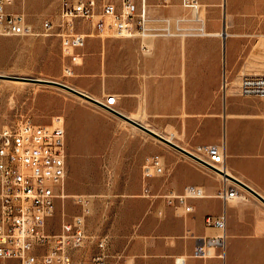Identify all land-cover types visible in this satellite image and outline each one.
Here are the masks:
<instances>
[{
    "label": "crops",
    "instance_id": "1",
    "mask_svg": "<svg viewBox=\"0 0 264 264\" xmlns=\"http://www.w3.org/2000/svg\"><path fill=\"white\" fill-rule=\"evenodd\" d=\"M148 15L169 18L173 22L182 20L184 26L192 27V13L180 0H171L165 6L149 0ZM224 30L226 35L231 34ZM204 33L220 34L206 30ZM219 54L215 36L204 34L140 39L89 36L80 62L72 67L67 85L99 102L104 101V94L114 95L115 111L183 148L222 142L228 173L264 196L261 101L256 97H243L235 88L227 87L236 80H228L226 74L223 78V70L217 62ZM154 147L163 152L168 188L180 191L185 184H197L206 196L190 200L193 206L190 212L169 206L162 199L155 202L136 199L132 203V213L136 217L134 243L120 246L118 252L125 260L131 257L134 264H175L174 259L179 256L188 264L218 263L214 257L195 259L191 252L196 237L217 232L205 225L204 217L223 211V202L214 195L220 176L179 152L166 151L159 145ZM144 154L145 147L142 148V156ZM161 179L156 178L155 184ZM243 189L239 198L225 204V264H264L243 258L244 252L255 249L250 247L255 240L247 237L264 236V202Z\"/></svg>",
    "mask_w": 264,
    "mask_h": 264
},
{
    "label": "rangeland",
    "instance_id": "2",
    "mask_svg": "<svg viewBox=\"0 0 264 264\" xmlns=\"http://www.w3.org/2000/svg\"><path fill=\"white\" fill-rule=\"evenodd\" d=\"M59 1L13 0L8 9L23 12L32 33L0 35V75L69 82V76L63 72L60 38L55 29ZM200 15L206 32H220L204 35L217 39L220 47L217 62L223 70V78L226 74L228 80H236L234 84L229 83L228 88L231 86L238 91L243 73H264V0H201ZM45 19L51 20L53 26L45 29ZM198 23L192 21L190 24L194 27ZM223 28L231 33L224 39ZM223 83L222 89H225ZM113 113L54 85L0 77V129L15 127L23 120L47 125L55 116L63 118L66 144L64 193L92 195V207L86 219L87 238L74 253L75 264L77 261L89 263L96 250V239L101 235L108 237L105 264H134L131 257L125 260L118 252L120 246L134 243L136 217L132 213V203L136 199L161 200L140 196L142 165L153 153L162 156V150L155 145L178 153L172 146ZM137 119L145 120L144 117ZM143 147L145 154L142 156ZM166 177L167 172L158 177L162 179L158 184L154 182L155 188H168ZM219 178L220 186L222 178ZM237 188L244 191V187ZM77 210L70 196L57 200L48 230L58 232L64 214L69 216ZM247 238L255 240L250 246L255 249L244 252L243 258L264 262V236Z\"/></svg>",
    "mask_w": 264,
    "mask_h": 264
},
{
    "label": "built area",
    "instance_id": "3",
    "mask_svg": "<svg viewBox=\"0 0 264 264\" xmlns=\"http://www.w3.org/2000/svg\"><path fill=\"white\" fill-rule=\"evenodd\" d=\"M12 2L0 0V35L31 34L32 29L24 13L8 9ZM170 2L155 0L159 6ZM180 2L191 11L192 21L200 22L197 26L186 27L182 20L173 22L169 18H151L148 15L149 0H60L55 29L60 38L64 74L71 75L73 65L80 62L81 51L89 36L99 39L138 38L189 34L192 29L197 31L195 34H205V24L200 15L201 0ZM52 26L51 20L43 21L45 29ZM238 92L243 97L259 98L264 115V73H243ZM115 99L112 94L106 95L101 103L113 110ZM184 149L211 168L177 151L224 176L226 151L222 142L198 143ZM165 172L162 156L151 154L142 165L140 196L149 200L161 198L165 204L182 212L193 210L190 200L206 196L201 186L192 183L185 184L180 191L155 188L154 180ZM65 176V127L61 116H55L47 125L23 120L15 127L0 129V264H75L74 253L87 238L86 219L92 199L87 194H65ZM234 184L222 177L214 195L223 202V211L204 217L205 225L215 228L217 233L196 237L191 256L200 260L210 257L219 260L218 263L203 264H225V204L241 196ZM68 196L78 210L69 216L64 214L59 231L51 233L48 221L55 212L57 200ZM107 256L108 237L98 236L96 250L88 264H105ZM174 263L188 264L181 256L176 257ZM77 264L84 262L77 261Z\"/></svg>",
    "mask_w": 264,
    "mask_h": 264
},
{
    "label": "water",
    "instance_id": "4",
    "mask_svg": "<svg viewBox=\"0 0 264 264\" xmlns=\"http://www.w3.org/2000/svg\"><path fill=\"white\" fill-rule=\"evenodd\" d=\"M223 6H224V4H223ZM223 32H224V28H223V31H222V34H223L222 36H223V39H224V37H225L226 35H224ZM223 50H224V40H223ZM0 77H8V78H13V79H19V80H22V81L39 82V83H44V84L54 85V86H57V87L63 88V89H65V90L69 91V92H72V93H74V94H76V95H78V96H80V97H83V98H85V99H87V100H89V101H91V102H93V103H96V104H98V105H100V106H102V107H104V108H106V109H108V110H112V109L106 107V106H105L104 104H102L101 102L97 101L96 99H94V98L88 96L87 94H85V93H83V92H81V91H79V90H77V89H75V88H73V87H71V86H69V85L63 83V82H59V81H55V80H50V79H41V78H35V77H23V76H12V75H0ZM112 111H114L118 116H120L121 118L125 119L126 121H128V122L131 123L132 125H134V126L140 128L141 130L147 132V133L150 134L151 136H153V137L159 139L160 141H162V142H164V143H166V144L172 146V147L175 148L176 150L181 151V152L187 154L188 156L192 157L193 159H195V160L199 161L200 163H202V164H204V165H206V166H208V167L211 168V166H210L208 163H206V162H204L203 160H201V159L195 157L194 155L190 154V153H189L188 151H186L183 147L177 145L176 143H174L173 141L167 139L166 137L162 136L161 134H159V133L153 131L152 129L146 127L145 125H142L141 123L135 121L134 119H132V118H130V117H128V116H126V115H124V114H122V113H119V112L115 111L114 109H113ZM215 170H217V169H215ZM221 173H222V172H221ZM223 174H224L225 177H227V178L233 180L234 182L240 184L241 186H243L244 188H246L247 190H249V191H250L251 193H253L256 197H258L262 202H264V196H261V195H260L259 193H257L254 189H252L250 186H248L247 184H245L244 182L240 181L239 179L235 178V177L232 176V175H229V174H227V173H223Z\"/></svg>",
    "mask_w": 264,
    "mask_h": 264
},
{
    "label": "bare ground",
    "instance_id": "5",
    "mask_svg": "<svg viewBox=\"0 0 264 264\" xmlns=\"http://www.w3.org/2000/svg\"><path fill=\"white\" fill-rule=\"evenodd\" d=\"M224 35H226V33H225V30H224ZM146 37H154V36H144V37H141V38H146ZM142 48H144V49H146V46L145 45H142ZM102 107V106H101ZM102 108H104V107H102ZM105 110H107L106 108H104ZM108 111V110H107ZM110 112H113L112 110H110ZM55 118V117H54ZM223 171H224V173H227V174H229L228 173V169H227V167H226V164H225V166L223 167ZM214 172V171H213ZM216 173V172H215ZM219 175V174H218ZM230 175V174H229ZM221 178L223 177L224 178V180H226L227 182H230V183H235L238 187H241V185L240 184H238V183H236V182H234L233 180H231V179H227L226 177H224L223 175L221 176V175H219Z\"/></svg>",
    "mask_w": 264,
    "mask_h": 264
}]
</instances>
